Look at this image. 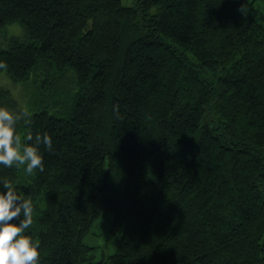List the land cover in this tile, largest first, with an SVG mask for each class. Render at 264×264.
<instances>
[{
  "label": "trees",
  "instance_id": "obj_1",
  "mask_svg": "<svg viewBox=\"0 0 264 264\" xmlns=\"http://www.w3.org/2000/svg\"><path fill=\"white\" fill-rule=\"evenodd\" d=\"M0 31V76L38 93L7 80L0 104L53 140L43 171L0 166L34 201L40 264H264L254 0H0ZM104 212L124 231L97 260Z\"/></svg>",
  "mask_w": 264,
  "mask_h": 264
},
{
  "label": "clouds",
  "instance_id": "obj_2",
  "mask_svg": "<svg viewBox=\"0 0 264 264\" xmlns=\"http://www.w3.org/2000/svg\"><path fill=\"white\" fill-rule=\"evenodd\" d=\"M20 116L0 104V166L23 168L25 175L43 171L40 145L53 149L47 133L29 131L23 138L18 130ZM27 141H32L28 143ZM35 204L23 195L12 179L0 181V264H40V245L27 229L33 223Z\"/></svg>",
  "mask_w": 264,
  "mask_h": 264
},
{
  "label": "rangeland",
  "instance_id": "obj_3",
  "mask_svg": "<svg viewBox=\"0 0 264 264\" xmlns=\"http://www.w3.org/2000/svg\"><path fill=\"white\" fill-rule=\"evenodd\" d=\"M123 3L126 5H130L133 3V0H123ZM254 4L256 8L259 11V20L264 25V0H254ZM21 28L23 30V27L18 24L10 25L8 27L9 31L19 33L21 31ZM5 34V33H4ZM3 32L0 31V47L2 44L6 42L5 38H2L4 36ZM8 34L6 35V38L8 37ZM5 75V76H2ZM0 76V86H7L4 83L8 80V86L10 87L11 79L6 75L2 74ZM29 84L28 88L25 86V84H13V88L16 90H13L11 87V91L13 95L20 100V102L24 105H28L29 99H33L36 94H38L33 87ZM27 88V89H26ZM26 89V90H25ZM26 92L28 93V98H25L24 100L21 99V97L17 93ZM59 95H63V92L59 93ZM124 231V224L122 223H116L114 221L113 213L112 212H104L101 216H99L94 223L92 224L89 232L84 237V242L92 247H94L93 252L95 255V258L103 259L105 257H108L109 255L113 254L116 251L117 242L119 240V237L123 234Z\"/></svg>",
  "mask_w": 264,
  "mask_h": 264
}]
</instances>
